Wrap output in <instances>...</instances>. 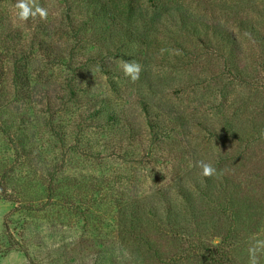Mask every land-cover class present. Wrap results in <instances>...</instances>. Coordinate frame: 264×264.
<instances>
[{"label": "rangeland", "instance_id": "1", "mask_svg": "<svg viewBox=\"0 0 264 264\" xmlns=\"http://www.w3.org/2000/svg\"><path fill=\"white\" fill-rule=\"evenodd\" d=\"M18 3L0 0V264H250L264 0Z\"/></svg>", "mask_w": 264, "mask_h": 264}, {"label": "clouds", "instance_id": "2", "mask_svg": "<svg viewBox=\"0 0 264 264\" xmlns=\"http://www.w3.org/2000/svg\"><path fill=\"white\" fill-rule=\"evenodd\" d=\"M17 8L20 10L17 14L20 20L26 21L30 16H35L37 13H39L42 18H45L47 16V11L45 9L36 7L35 10H33V8L25 3V0H19ZM123 70L126 75H129L131 77L132 80L138 79L139 73L141 71L138 64L130 63H125L123 66ZM197 164L202 169V174L205 177L214 176L216 174L217 170L211 163H207L201 160L198 161ZM261 251H264V241H256L254 246L249 249L250 264H258L257 253Z\"/></svg>", "mask_w": 264, "mask_h": 264}, {"label": "trees", "instance_id": "3", "mask_svg": "<svg viewBox=\"0 0 264 264\" xmlns=\"http://www.w3.org/2000/svg\"><path fill=\"white\" fill-rule=\"evenodd\" d=\"M90 1V0H89ZM101 0H97V2L99 3ZM15 81L16 82H19V78H18V72H16L15 71ZM17 86L19 85V84H16ZM18 147L19 146H17V143L15 142V148L17 149V151H19V149H18ZM19 153V152H18ZM18 155V158H19V156H20V153L19 154H17ZM22 161V160H21ZM21 161H19L18 160V162H17V159H16V161H15V163H16V165L17 164H19V163H21ZM15 165V164H14ZM11 170H8V171H6L4 174H3V176H2V178H3V180H5V179H7V177H8V173L10 172ZM50 187H48V189L50 190V191H52L53 190V186L50 184L49 185ZM184 192H185V190H183ZM4 195H5V197L6 198H9V197H11V194H7L6 192H4ZM141 218V220H145V218H142V217H140ZM220 261V260H222V258L221 257H219V258H217V261Z\"/></svg>", "mask_w": 264, "mask_h": 264}]
</instances>
